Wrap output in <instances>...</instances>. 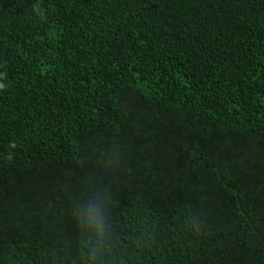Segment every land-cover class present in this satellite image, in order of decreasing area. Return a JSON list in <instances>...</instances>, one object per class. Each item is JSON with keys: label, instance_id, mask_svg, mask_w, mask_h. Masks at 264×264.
<instances>
[{"label": "trees", "instance_id": "trees-1", "mask_svg": "<svg viewBox=\"0 0 264 264\" xmlns=\"http://www.w3.org/2000/svg\"><path fill=\"white\" fill-rule=\"evenodd\" d=\"M0 264H264V0H0Z\"/></svg>", "mask_w": 264, "mask_h": 264}]
</instances>
